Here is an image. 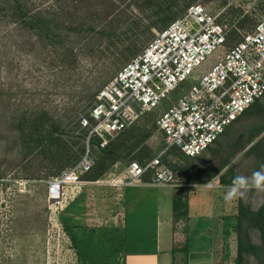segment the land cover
<instances>
[{
	"label": "rangeland",
	"instance_id": "obj_1",
	"mask_svg": "<svg viewBox=\"0 0 264 264\" xmlns=\"http://www.w3.org/2000/svg\"><path fill=\"white\" fill-rule=\"evenodd\" d=\"M19 2L29 14H40L51 22L52 32L24 27L14 12V0H0V264H82L87 257L92 259L90 264H118L116 258L125 252L126 235L128 241L133 236L136 218L119 219L121 227L117 228L108 218L113 209L121 212V200L135 195L136 190L112 184L130 164L145 165L164 151L156 121L180 93L157 111H138L134 124L109 138L104 148L94 142L92 171L81 177V185L67 190L63 205L56 210L48 201V183L85 154L86 131L80 128L81 119L88 115L99 91L130 61L128 51L140 53L192 5L205 7L228 33L227 44L208 69L264 18V0ZM109 147L116 157L113 166L106 158ZM162 162L176 177V184L167 190L174 192L175 222L183 220L180 229L185 227L188 210L208 216L211 222L203 229L212 235L219 259L222 264H236L238 204L257 211L264 204V193L251 190L231 202H225L223 196L234 177H250L264 164V97L199 158L170 150ZM212 169L220 171L212 180L223 177L224 184L208 189L205 184L212 181L207 180ZM145 193L138 207L146 211L144 238L149 244L150 227H154L153 196L149 194L158 190ZM77 203L86 204L87 215L83 217L80 209L78 216L86 222L76 220L81 231L74 232L67 227L69 217L65 215L76 211ZM104 211L111 212L101 216ZM243 232L254 245L261 244L256 229L244 223ZM195 238L187 263L204 264L209 258L194 253L206 248L208 241ZM242 264L260 263L244 254Z\"/></svg>",
	"mask_w": 264,
	"mask_h": 264
},
{
	"label": "built area",
	"instance_id": "obj_2",
	"mask_svg": "<svg viewBox=\"0 0 264 264\" xmlns=\"http://www.w3.org/2000/svg\"><path fill=\"white\" fill-rule=\"evenodd\" d=\"M227 34L205 7L192 5L126 63L99 91L88 115L81 119L80 128L86 131L85 154L49 181L51 207L61 208L67 190L81 185V177L92 171L94 142L104 148L109 138L134 124L138 111H157L180 93L156 121L165 141L164 151L145 165L130 164L112 184L173 187L176 177L162 162L167 151L177 150L188 158L203 155L264 97V18L206 69L227 44ZM211 182L220 185L219 179ZM208 183L205 187L212 189Z\"/></svg>",
	"mask_w": 264,
	"mask_h": 264
},
{
	"label": "crops",
	"instance_id": "obj_3",
	"mask_svg": "<svg viewBox=\"0 0 264 264\" xmlns=\"http://www.w3.org/2000/svg\"><path fill=\"white\" fill-rule=\"evenodd\" d=\"M127 187H130L131 189L134 188L136 190V194L127 197V199L124 198L125 200H121V204L123 205L121 212H116V209H113V211L115 210L112 212L113 215L110 214L112 217L108 218L111 220V224L114 228L121 227L119 219L122 222V220H125L128 216L136 218L133 220V236L130 237L128 241V237L126 235L127 243L125 246V252L116 258L118 264H177L182 260L184 261V264H188L187 260L190 259V256H192V253L190 252V244L195 242V237H201L200 240L204 241L207 239L208 246L202 251L194 254H203L202 256L204 257L207 256L209 259L207 262L205 261L204 264H222L221 259H219V255L217 254L216 245H214V241L212 242L211 240L212 235L210 233L205 234L203 229L204 225H207L211 222L209 221L210 218L208 216H197L188 210L186 213L187 218L185 220V227L184 229H180L179 224L182 223L183 220L179 221V223L175 222L176 212L173 203L174 192L171 193L167 190V188L172 187L159 188L146 185ZM147 189L158 190V193L155 195L149 194L150 196H153L152 199L154 203V209H152V215H154V227H150V229H153V232L151 234V242L149 244L144 238L146 237L148 231L147 225H143L145 222L144 218L146 211L142 208L139 209L138 207V203L143 199ZM73 204H70L69 206L67 205L68 207L66 206L68 211ZM85 206H80L78 204L76 211H72L73 213L70 212L65 215V217H69L67 219V222L69 223L67 227H72L74 232L77 231V229L78 231H81L78 226L79 224L75 223L76 220H82L83 222H86L85 219L78 216L80 215L81 211V215H83V217L87 215V213L86 215L84 213V211H86ZM109 213L106 214L104 211L103 214L100 215L107 216ZM72 216L74 217V222L71 221ZM137 216L139 218H137ZM177 225L179 226L177 227ZM91 260V258L87 257L82 264H90Z\"/></svg>",
	"mask_w": 264,
	"mask_h": 264
},
{
	"label": "trees",
	"instance_id": "obj_4",
	"mask_svg": "<svg viewBox=\"0 0 264 264\" xmlns=\"http://www.w3.org/2000/svg\"><path fill=\"white\" fill-rule=\"evenodd\" d=\"M13 9H14V12H16L15 14L16 15L18 14L20 18L19 21L23 24L24 27L31 29V30L39 29L41 31H46L47 33L52 32L50 29L51 22L49 23L45 21L44 17L40 14H29L26 6L20 3L19 0H14ZM128 52H130V60H132L134 57H136L139 54V53L138 54L136 53L137 50L136 51L130 50ZM258 105H259V100L255 102L243 116L250 113L256 107H258ZM209 150L210 149H208L207 151ZM114 156H115V153L110 151V147L107 148L106 158L107 160H110L109 166H113V164H115L116 157ZM199 157H196V158H199ZM102 168L104 169V167ZM212 172L213 173L209 174L207 177L208 181L215 178L219 174L220 171L212 169ZM100 176H101V173L97 177H95V180H97ZM219 184L221 185L224 184L223 177L222 178L219 177ZM236 218L238 222V226L236 228V231L238 233L236 264L243 263L244 254L252 255L259 261L260 264H264V204L257 211H253L249 207H246L242 203H239L238 213H237ZM244 223L247 224L249 228L256 229L259 232L260 240H261L260 245H254L251 242L248 235L243 232Z\"/></svg>",
	"mask_w": 264,
	"mask_h": 264
},
{
	"label": "clouds",
	"instance_id": "obj_5",
	"mask_svg": "<svg viewBox=\"0 0 264 264\" xmlns=\"http://www.w3.org/2000/svg\"><path fill=\"white\" fill-rule=\"evenodd\" d=\"M208 187L215 188L214 182L210 181ZM225 187L226 191L223 196L225 202L244 198L251 190L264 193V164H261L260 169L253 172L250 177L236 176L231 184Z\"/></svg>",
	"mask_w": 264,
	"mask_h": 264
}]
</instances>
